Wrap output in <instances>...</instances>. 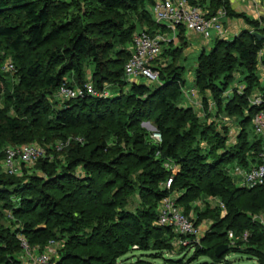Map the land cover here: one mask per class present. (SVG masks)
I'll list each match as a JSON object with an SVG mask.
<instances>
[{
    "label": "trees",
    "instance_id": "trees-1",
    "mask_svg": "<svg viewBox=\"0 0 264 264\" xmlns=\"http://www.w3.org/2000/svg\"><path fill=\"white\" fill-rule=\"evenodd\" d=\"M188 1L209 17L226 10L228 17L242 18L254 33L264 36L260 22L234 13L228 0ZM155 2L0 0V59L4 51L14 55L18 81L16 93L8 95L6 107L0 109V137L6 138L8 146L36 141L52 147L57 141L73 139L52 162L38 161L35 167L43 177H31L24 188L25 180L3 171L5 154L0 153V264L22 263L18 258L24 251L22 241L41 252L51 241L62 243L54 264H127L124 258L134 253L136 246L146 253L166 249L165 239L173 243L187 239L158 225L160 203L171 195L177 196V205L197 227L191 215L195 213L202 220L206 212L199 203L204 196L220 202L214 208L207 202V219L211 218L210 210L223 214L221 204L225 207L223 217L218 214V220L211 219L203 242L207 249L191 238L189 248H196L200 257L221 262L233 249L230 242H252V247L244 250L255 259H263L264 264V254L261 259L260 252L253 249L264 239V226L255 219L264 214V184L237 187L227 172L234 161L247 171L259 164L264 154V135L253 132L256 140L250 138L252 121L259 111L250 100L256 90L264 92L260 77L264 39L259 40L252 31L231 40L217 38L197 62V86L215 101L219 112L215 118L226 114L241 120L236 144L228 148V132L224 137L210 126L217 122L205 129L199 127L197 113L180 107L185 82L179 67L164 69L156 63L159 80L149 85L125 76L131 57V50L125 47L133 44L135 32L129 17L148 26L143 32L153 37L168 31L167 26L156 23ZM58 11L64 14L57 17ZM177 30L183 42L186 29L179 26ZM42 50V54H35ZM30 53L35 58H29ZM240 71L248 89L244 96L236 93L225 101L222 95ZM70 74L73 84L66 81ZM1 79L0 63V83ZM88 82L98 92L109 87L116 91L106 99L87 97L58 108L51 104L63 83L83 87ZM208 103L209 99L207 107ZM144 121H154L163 138L161 144H154L150 133L142 129ZM197 134L214 141L213 153L204 154L195 142ZM167 163L179 167L170 190L160 187L171 176ZM136 192L143 206L132 212L127 208L128 197ZM24 218L28 220L23 222ZM221 245H228L229 251L217 258L216 249Z\"/></svg>",
    "mask_w": 264,
    "mask_h": 264
},
{
    "label": "rangeland",
    "instance_id": "rangeland-1",
    "mask_svg": "<svg viewBox=\"0 0 264 264\" xmlns=\"http://www.w3.org/2000/svg\"><path fill=\"white\" fill-rule=\"evenodd\" d=\"M238 4H241L240 0L238 1ZM62 6H66V5H62ZM223 11L226 13L225 16L228 17L227 11L226 10H223ZM233 11L236 14H242V15L246 16L245 13H239V11H235L234 9H233ZM60 13L58 11L57 17L60 16ZM61 14H64V13H61ZM226 17H224L222 19V23H224V30L226 29V31H227V29L229 28V25H228V21H227ZM263 17H264V15H263ZM129 19H130V22L132 23L133 27L135 28V32L133 34V39L137 35L141 34L145 29L149 28L148 26H144L143 24L139 23L138 19H136L135 17L131 16V17H129ZM229 19H236V20L239 19L240 20L242 18L229 16ZM259 20H261V19H259ZM259 20L257 19L254 21L260 22ZM157 25L160 26V24H158V23H157ZM246 25L248 27L247 29L237 30V32H238L237 36L240 35L244 31H252V33H254L253 29L250 27L249 24H247V22H246ZM260 25H261V22H260ZM261 28H264V27H262V25H261ZM164 35L166 36L167 42L163 43L162 53H161L160 57L157 59V66L164 68V69L169 68V67H173V68L179 67L178 72L182 74V78L185 82L183 94H182L181 100H180V107L193 109L197 113L199 127H202L205 129V128H207V125L212 124V122H217V125L212 124L210 126L214 127L216 130H219L220 133L224 137L226 136V134L228 132L229 140H228V146L227 147L230 148L231 146H234L236 144V141H237V136L241 132V124H240L241 120H238L237 117H230L226 114H224L223 117H219L218 119H216L215 114H219L218 110L216 109V103H215V101H213L210 93L203 92L198 88L197 82H196V75H195V69L197 67V62H198L199 56L201 55V53L203 51L208 52L212 49V47L214 46V42H215L216 38L218 37V33L216 31L212 30L211 31V38H210L209 42L205 41L202 36H198V35H197V37L185 35L184 36L185 39L182 42L181 40H183V39H181L180 37H178L177 34H174L169 30L166 33H164ZM221 38H224L226 40H231L234 37L233 36L228 37V39H227V37L224 36ZM125 49L127 51L131 50L132 49V42L130 44H128L125 47ZM164 50H168V51H166V54H165ZM43 51L44 50H42L41 52H35V54H37V55L42 54ZM163 52L166 55V58H165V55L163 54ZM263 53H264V50L261 54H263ZM28 56H29V58H35L33 56H36V55H33V53L32 54L30 53ZM0 63H1V75H2V79H1V83H0V88H1L0 109H4L6 107V97L8 95L15 94L16 93V87L18 86V81H17V77H16L17 62L15 60L14 55H12L9 52L4 51L2 53V58L0 59ZM11 64L14 65V68H15L14 70L9 68V66ZM262 70H264V68H262L261 71ZM261 71H260V73H261ZM73 79H74L73 74L67 75V77H66V81L69 84H73V82H74ZM137 80L140 83L147 84V80L145 78H139ZM244 80H245V75H244L243 71L237 72L235 74V78H234L233 82H231L228 85L226 92H224V94L222 95V97L224 98L225 101L231 100L232 96L236 93L239 96H244L246 90L248 89L247 84L245 83ZM263 84L264 83H262V87H263ZM107 91H108L107 96L105 95V97L102 96V97H98V98H101V99L102 98H105V99L109 98V97H111L110 94H112V92L116 91V89L113 87H109V88H107ZM254 92L255 91H252V93H254ZM256 92L259 93L260 91L256 90ZM99 93L102 94V93H104V91L99 92ZM91 98H93V97H91ZM207 99L210 100V103H208V105H209L208 107H207ZM50 102L53 105H57V108L63 104V102H61L59 100L58 96H56V98H54L53 100L51 99ZM250 102H251V100H250ZM141 127L145 132L150 133V139L154 144H156V145L161 144V143L152 139L153 134L156 132V126H155L154 121H144L141 124ZM252 130H253V127L250 128V132H251L250 138H251V140H256V137L253 134L254 130L253 131ZM41 134H43V133H41ZM79 139H82V138H79ZM4 141H6V138L0 137V153H2L3 155L6 153L7 149H9L10 147H14V146H8ZM57 142H60V141H57ZM195 142H197L198 145L203 149L204 154L207 155V154L213 153L215 143L213 140L209 141V139H207V136L205 137L202 134H200V135L197 134V136L195 138ZM32 143L38 144L36 141L32 142ZM3 161L1 162L2 165H3ZM168 165H166L165 168L167 171L171 172L170 177H174V175H177L179 173L178 165H176L174 163H170ZM169 167H171L172 170H170ZM25 168L26 169L24 170L25 171L24 174L21 172L19 175H17L21 178V180H25V181H23V183L21 185L22 188L28 186V184L31 182L29 180L31 177H33V176H38L41 178L43 177L41 171L39 169H37L35 167V165L31 166V167H25ZM239 168H240L239 164L236 161H234L232 164L227 166V169H228L227 172L233 178V181L237 187H243V176L244 175H242V173L239 171ZM81 170L78 171L79 174L82 173ZM25 177H28V178L26 179ZM168 179H167V181H168ZM166 182L161 183L160 187L165 188ZM138 194H140V193L136 192L134 195H131L130 197H128V195H127L129 202H130L127 208L129 210H131L132 212H135L136 210H138V208L143 206V205L140 206V204L138 203V200H137L138 196H139ZM202 199H203V201L199 203V206L202 208L201 211L206 212V213L201 215V216H203L202 220H201V217L197 218L195 213H193L191 216L195 219V221H197V223L199 225L198 227L196 226V228L199 230L196 243L198 245H201L202 248L207 249V247H208L207 243L203 244V242H205V240H207V222H209V220H211V219L213 220V222H215L216 220H218V219H216V215L220 214L219 218H221L225 215V213L222 214V212H220L219 210H210L209 209L210 210L209 215L211 218L207 219V209L206 208H207V202H208L207 200H209V199L207 198V196H204ZM14 200H15V198H14ZM126 200H127V198H126ZM210 208H214L212 204L210 205ZM6 215L8 216V219L10 220L11 214L7 213ZM255 219L259 220V222L262 224V221L264 222V214L256 217ZM22 220H23V222H25L28 219L24 218ZM193 222H194V220H193ZM5 224H6V226L8 225V223H5ZM42 227H44V226H42ZM191 242H192V239H190V241H188L187 244L184 245V244L177 243V242L175 243V241H174V243H173V241L168 242L165 239V244L167 246V247H165L166 249H160L157 252L154 251V252H148V253L140 252L139 250H137V249H139V247L136 246V247H134L135 252L126 256L124 258V260L127 261V264H173L169 260H173V261L177 262L174 264H262L263 263L262 255L264 254V239L262 240L261 245L257 243L258 246L255 245L253 247L254 250L256 249L258 252H260L259 256H261L260 258L262 260L255 259L252 256L247 255L248 254L247 251L244 250L245 248L252 247V245H253L252 242H242V243L238 242L237 243L235 241H232V242H230V244H231L230 247L233 248L232 251L227 253L225 258L221 262H218L209 256H201L200 257L198 255V253L195 251L196 248H194V247L189 248L190 246H192ZM216 243H218V242H216ZM61 246H62V243L58 242V244H56V250L54 251L53 256H52V259L54 260V262H55V260H58L60 254H61ZM193 246H195V245H193ZM47 249H48V247L45 248L42 252L40 251V249H31V251H32L33 256H39L40 254L44 253ZM257 255H258V253H257ZM25 256L26 255L23 251L18 257L22 261V263L24 261V258H25V260L28 258V257L26 258Z\"/></svg>",
    "mask_w": 264,
    "mask_h": 264
},
{
    "label": "built area",
    "instance_id": "built-area-1",
    "mask_svg": "<svg viewBox=\"0 0 264 264\" xmlns=\"http://www.w3.org/2000/svg\"><path fill=\"white\" fill-rule=\"evenodd\" d=\"M226 13L220 10L216 15L209 17L207 12L198 6H193L188 0H156L153 7V16L160 25H165L173 32L177 31L179 26L188 32H193L202 36L204 40L210 41L211 31L214 30L220 37L224 33V25L222 19ZM166 41L164 34L151 36L147 32H143L134 38L131 49V57L125 65V76L128 80H137L145 78L147 84L158 82L159 73L157 71V59L162 53L163 43ZM14 70V65L9 66ZM108 92L99 93L91 82L83 87H71L67 83H63L58 90V98L61 102H69L87 97L107 96ZM251 105L259 108L258 113L253 118V128L256 135H264V92L257 93L251 99ZM152 139L162 143V135L155 132ZM83 143L84 140L77 139ZM70 138L66 141L57 142L51 146H41L39 144H24L14 146L7 149L3 161V171L10 176H17L22 172L23 167H31L36 165L40 160L55 159V154L64 152L72 143ZM170 164V163H168ZM168 164H165L168 165ZM169 166V165H168ZM168 168V167H167ZM172 170L171 167H169ZM244 187H257L264 184V154L261 155V162L254 165L243 174ZM173 184V177L166 182L165 188L170 190ZM221 207H225L221 204ZM226 213V212H225ZM158 225L168 227L175 231L176 234L183 238L179 243L186 245L187 242L194 238L197 240L199 230L191 218L185 215L183 209L177 205V196L171 195L165 197L160 203V213ZM264 226V222L262 221ZM230 238H234L231 233ZM248 238V233L244 235V239ZM55 241H51L47 246L48 249L39 256H33L31 248L25 241H22V247L26 257L30 259V264H54L53 253L56 250ZM46 247V248H47Z\"/></svg>",
    "mask_w": 264,
    "mask_h": 264
},
{
    "label": "crops",
    "instance_id": "crops-1",
    "mask_svg": "<svg viewBox=\"0 0 264 264\" xmlns=\"http://www.w3.org/2000/svg\"><path fill=\"white\" fill-rule=\"evenodd\" d=\"M228 1H230L232 9H234L235 11H239V13H245L247 18H249L251 20L261 19L259 21L261 22L262 27H264V17H263V15H264V0H240L241 4H238L239 0H228ZM259 10L260 11L262 10V11L260 12ZM226 18L228 21L229 28L227 29V31H226V29L224 30L225 32L222 34V37L226 36L227 39H228V37H232V36L235 37V36H237V33H238L237 30L248 28L246 25V22L242 19L236 20V19H229V17H226ZM223 25H224V23H223ZM168 30L171 31L172 33L178 35V30L176 32H173L169 28H168ZM185 35L197 37V34H195L193 32H188V31H186ZM217 38H221V37L218 35ZM207 42H209V41H207ZM260 76H261V82L264 83V70L261 71ZM263 88H264V84H263ZM239 171L243 175L244 172H246V169L242 170V168H239ZM207 201L210 204H212L213 206H218V204L220 203L219 200L212 199V198H210ZM210 225H211V220H209V222H207V230L209 229ZM22 264H30V259L27 258L25 260V258H24V261Z\"/></svg>",
    "mask_w": 264,
    "mask_h": 264
},
{
    "label": "water",
    "instance_id": "water-1",
    "mask_svg": "<svg viewBox=\"0 0 264 264\" xmlns=\"http://www.w3.org/2000/svg\"><path fill=\"white\" fill-rule=\"evenodd\" d=\"M254 36L257 37L259 40H263L264 36H261L258 33H254ZM229 251L228 245H221L216 249V257L221 258L223 255H225Z\"/></svg>",
    "mask_w": 264,
    "mask_h": 264
}]
</instances>
